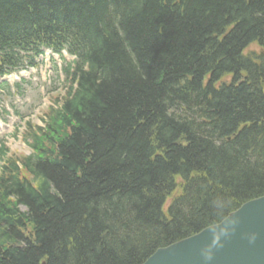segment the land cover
Here are the masks:
<instances>
[{
    "label": "trees",
    "instance_id": "obj_1",
    "mask_svg": "<svg viewBox=\"0 0 264 264\" xmlns=\"http://www.w3.org/2000/svg\"><path fill=\"white\" fill-rule=\"evenodd\" d=\"M4 26L77 60L31 153L0 145V264H141L264 195V0H0Z\"/></svg>",
    "mask_w": 264,
    "mask_h": 264
},
{
    "label": "water",
    "instance_id": "obj_2",
    "mask_svg": "<svg viewBox=\"0 0 264 264\" xmlns=\"http://www.w3.org/2000/svg\"><path fill=\"white\" fill-rule=\"evenodd\" d=\"M141 264H264V195L218 223L157 248Z\"/></svg>",
    "mask_w": 264,
    "mask_h": 264
},
{
    "label": "rangeland",
    "instance_id": "obj_3",
    "mask_svg": "<svg viewBox=\"0 0 264 264\" xmlns=\"http://www.w3.org/2000/svg\"><path fill=\"white\" fill-rule=\"evenodd\" d=\"M244 51L251 54L259 52L260 49L257 44L252 43ZM53 57L59 65L58 58ZM65 59L68 61L70 57L66 55ZM48 63V52H46L42 64L29 74H25L26 82L20 84L18 93L13 89L0 93L2 99L0 106L3 105V109L7 111H0V137L4 139L8 155L12 157H21L29 153V148L23 140L24 124L14 112L23 114L24 120H29L31 125H41L47 109L63 95L65 89L63 77L60 73H55L53 69L50 70ZM224 79L228 80L229 76ZM16 126H19L17 133H15ZM169 201L170 198L167 199L166 204Z\"/></svg>",
    "mask_w": 264,
    "mask_h": 264
},
{
    "label": "bare ground",
    "instance_id": "obj_4",
    "mask_svg": "<svg viewBox=\"0 0 264 264\" xmlns=\"http://www.w3.org/2000/svg\"><path fill=\"white\" fill-rule=\"evenodd\" d=\"M100 24H102V22L101 21H99V23H98V25H100ZM79 27L83 30V31H85L90 37H92V38H95V37H97L96 36V28L95 27H93V25H92V23L90 24V25H88V24H85L84 22H82V23H79ZM99 27L100 26H98V30H99ZM6 32H7V29L5 28V26L4 27H2V28H0V33H2V34H6ZM221 221V220H220ZM219 221V222H220ZM218 223V222H217Z\"/></svg>",
    "mask_w": 264,
    "mask_h": 264
}]
</instances>
